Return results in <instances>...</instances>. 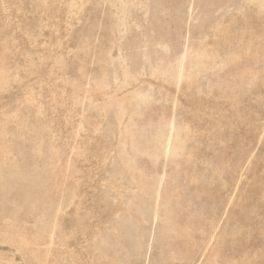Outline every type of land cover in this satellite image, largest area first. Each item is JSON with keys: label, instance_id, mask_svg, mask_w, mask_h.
Masks as SVG:
<instances>
[{"label": "rangeland", "instance_id": "rangeland-1", "mask_svg": "<svg viewBox=\"0 0 264 264\" xmlns=\"http://www.w3.org/2000/svg\"><path fill=\"white\" fill-rule=\"evenodd\" d=\"M0 264H264V0H0Z\"/></svg>", "mask_w": 264, "mask_h": 264}]
</instances>
